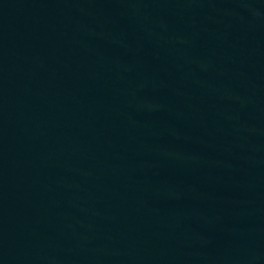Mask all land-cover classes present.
I'll list each match as a JSON object with an SVG mask.
<instances>
[{"label":"water","instance_id":"1","mask_svg":"<svg viewBox=\"0 0 264 264\" xmlns=\"http://www.w3.org/2000/svg\"><path fill=\"white\" fill-rule=\"evenodd\" d=\"M0 264H264V0H0Z\"/></svg>","mask_w":264,"mask_h":264}]
</instances>
